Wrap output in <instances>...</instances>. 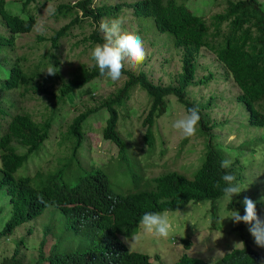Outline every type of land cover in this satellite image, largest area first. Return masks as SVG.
I'll return each instance as SVG.
<instances>
[{"label": "trees", "instance_id": "1", "mask_svg": "<svg viewBox=\"0 0 264 264\" xmlns=\"http://www.w3.org/2000/svg\"><path fill=\"white\" fill-rule=\"evenodd\" d=\"M40 4L41 0H19V5L15 6L0 0V120L6 122L5 130L0 133V191L9 200L7 209L11 214L1 227L0 243L9 240L22 225L40 218L48 207L59 210L71 228L85 236L94 247L83 253L53 256L49 259L51 264H153L152 259H159L158 256L152 258L129 251L121 236L132 235L146 218L182 212L190 204H216L227 197L230 199L228 208L243 216L241 228L247 226L251 231V224L255 228L253 214L264 209V203L239 202L242 195L237 189L244 182L242 173L245 168L241 162V157L243 159L246 155L244 149L256 143H245L230 152L236 155L235 162H229L211 133L217 126L208 114L215 102L213 95L204 104L193 99L191 91L208 87L211 80L218 81L211 72L202 78L198 76L202 51L211 52L224 70L225 78H230L239 88L235 102L246 106L249 125L264 128V3L259 0H226L225 9L208 19L204 13L177 0H138L116 6L105 1L98 4L95 0H79L73 5H60L56 13L70 17L71 22L52 34L48 42H51L54 53L48 61L31 71L26 70L19 60L14 61L10 53L15 50L19 37L36 28L38 15L35 10ZM125 7L133 10L137 20L150 24L157 34L165 35L181 52V70L173 84H156L144 72L136 74L120 67L112 41L101 35L97 25L105 26L107 17L118 21ZM17 8L20 13L14 11ZM85 22L95 27V31L83 41L91 43L96 64L80 67L57 92H53L46 87L49 80L46 73L52 72L61 80V42ZM46 68L49 69L47 72ZM111 75H116L115 82L119 83L122 77L125 82L102 100L99 107L87 108L77 115L66 132L61 133L58 146L63 147V157L52 169L58 170L40 169L33 176L17 177L33 155H40L46 149L54 129L55 114L61 113L75 94L93 98L96 95L93 85ZM137 89L149 98L142 126L146 130L145 142L150 148L155 146V128L158 120L167 113L170 97L195 118V134L204 140L205 154L198 160L192 176L169 172L152 179L151 183L145 181L147 188L125 191V194H115L108 175L100 169L79 171L78 182L68 184L64 178L66 172L86 169L80 155L93 116H102L101 125H98L104 140L116 145L119 157L127 160L128 144L119 130L120 111L127 108V102ZM29 93L50 98L51 103L41 121H36L15 99L16 94L23 98ZM259 142H264V137ZM135 179L144 181L140 175H135ZM214 216L215 213L212 215L215 223ZM5 218L2 209L0 222ZM241 228L238 229L240 232ZM46 234H49L48 229ZM15 243L14 255L4 258L0 264H26L19 258L24 240ZM184 243L186 249H190V243ZM44 259L45 256L40 254L34 264H42ZM175 264L209 263L185 254ZM215 264H264V241L244 240L242 248L232 250Z\"/></svg>", "mask_w": 264, "mask_h": 264}, {"label": "rangeland", "instance_id": "2", "mask_svg": "<svg viewBox=\"0 0 264 264\" xmlns=\"http://www.w3.org/2000/svg\"><path fill=\"white\" fill-rule=\"evenodd\" d=\"M6 1L15 6L19 5V0ZM78 1L41 0L35 10L38 15L36 28L32 33L17 39L15 50L10 53L11 58L14 61L19 60L26 70L31 71L48 61L54 53L48 39L55 31L71 22L70 17L57 14V8L60 5H73ZM95 1L98 4L105 1L116 6L133 4L138 0ZM177 1L185 2L188 7L204 13L206 19L221 13L226 7V0ZM259 1L264 3V0ZM14 11L21 12L19 8ZM104 23L105 26L97 25V28L102 32L101 35L112 41L122 69L136 74L144 72L160 85H171L177 81L182 54L171 45L165 35L157 34L150 24L137 20L133 10L127 7L123 8L118 21L107 17ZM93 31L95 27L85 22L82 27H75L70 37L62 40L61 80L52 72L46 73L49 79L46 87L51 91L57 92L62 83L70 79L80 67H93L96 64L91 43L83 41ZM48 70L46 68L45 72ZM210 72L216 75L218 81L211 80L208 87L193 89L191 96L205 104L213 95L215 102L208 114L217 126L211 133L215 138L214 142L221 145V151L228 161L233 163L236 153L230 152L238 150L245 143H253L264 137V128L249 126L246 106L235 102L240 93L239 88L230 78H225V72L217 64L214 55L203 50L198 62V76L202 78ZM115 78L116 75H111L93 85L96 93L93 98L73 95L70 103L64 106L65 109L53 117L54 129L46 149L38 154L39 156L33 155L16 176H33L40 169L47 171L55 168L57 160L63 157V147L58 146L61 133L66 132L67 126L77 115L87 108L99 107L102 100L120 88L121 82H125L123 77L119 83L115 82ZM15 99L36 121L42 120L46 107L51 103L49 97L31 93L23 98L16 94ZM189 99L191 100L190 95ZM147 101V94L137 89L127 102V108L120 111L122 118L119 130L128 144L126 161L119 157L116 145L104 140L100 127L102 116L92 117L94 120L90 122L83 156L82 153L80 155L86 171L73 169L66 172L64 178L68 184L75 185L78 182L79 171L91 172L100 169L108 175L113 192L125 194V191L145 189V181L151 183L152 179L169 172H178L189 178L192 176L198 160L205 154V142L195 134V118L190 117L174 97H170L167 113L158 120L155 128V146L150 148L145 142L146 130L142 126L148 110ZM96 125L99 128H96ZM5 128L6 122L0 120V133ZM244 150L246 155L243 159L241 157L245 168L242 173L244 182L237 189L242 195L238 201L244 204L258 201L264 203V143L256 144L255 148L246 146ZM135 175L143 176L144 181L138 182ZM8 205L9 200L0 191V210L4 209L6 214L4 222H0V231L11 216ZM229 205L230 199L227 197L216 204H190L182 212L146 218L132 235L121 236V240L131 252L146 254L152 258L158 256L159 259H152L153 264H175L185 254L215 264L232 250L242 248L244 240L264 241V209L256 210L253 214L256 226L253 228L251 224L250 231L247 226L241 228L243 216L231 211ZM214 213L215 223L212 217ZM47 229L49 234H46ZM22 239L25 245L21 246L19 258L26 264L35 263L42 251L48 256L83 253L94 248L85 236L71 228L62 213L53 207H48L40 218L19 227L9 240L0 243V262L14 255L15 242ZM44 239L46 243L42 246ZM184 242L190 243V249H186Z\"/></svg>", "mask_w": 264, "mask_h": 264}, {"label": "clouds", "instance_id": "3", "mask_svg": "<svg viewBox=\"0 0 264 264\" xmlns=\"http://www.w3.org/2000/svg\"><path fill=\"white\" fill-rule=\"evenodd\" d=\"M250 126V125H249ZM256 128H258V127H256ZM263 138V137H262ZM261 138V139H262ZM260 139V140H261ZM260 140H255L253 143H256V144H262V143H264V142H259ZM253 148H255V145L253 146ZM141 224V223H140ZM23 226V225H22ZM29 232H31V231H29ZM15 233V232H14ZM21 241V240H20ZM45 243H46V241H45V239H44V241L42 242V246H44L45 245ZM23 245H25V242H24V244ZM43 250V249H42ZM41 254H43L44 255V252L42 251L41 252ZM45 256V255H44ZM53 256H60V255H48V256H45V259H44V261H43V263L42 264H51L50 262H49V259L51 258V257H53ZM39 258H40V256H39ZM38 261V260H37ZM36 261V262H37ZM35 262V263H36ZM30 264H34V263H30Z\"/></svg>", "mask_w": 264, "mask_h": 264}]
</instances>
